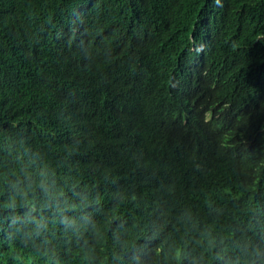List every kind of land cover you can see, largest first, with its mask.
<instances>
[{
	"label": "trees",
	"instance_id": "16d2710c",
	"mask_svg": "<svg viewBox=\"0 0 264 264\" xmlns=\"http://www.w3.org/2000/svg\"><path fill=\"white\" fill-rule=\"evenodd\" d=\"M0 264H264V0H0Z\"/></svg>",
	"mask_w": 264,
	"mask_h": 264
}]
</instances>
